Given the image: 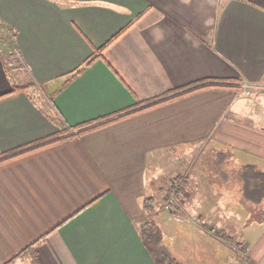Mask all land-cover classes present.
I'll use <instances>...</instances> for the list:
<instances>
[{
  "label": "crops",
  "instance_id": "0c3cea01",
  "mask_svg": "<svg viewBox=\"0 0 264 264\" xmlns=\"http://www.w3.org/2000/svg\"><path fill=\"white\" fill-rule=\"evenodd\" d=\"M243 80L264 85V0H0V264L33 243L41 264H157L148 215L182 264H264L241 178L264 171V89Z\"/></svg>",
  "mask_w": 264,
  "mask_h": 264
},
{
  "label": "trees",
  "instance_id": "16d2710c",
  "mask_svg": "<svg viewBox=\"0 0 264 264\" xmlns=\"http://www.w3.org/2000/svg\"><path fill=\"white\" fill-rule=\"evenodd\" d=\"M108 43L98 48L97 49L98 54L89 58L83 67L91 64L96 59V57L102 56L104 49L106 48V46H108ZM29 86L30 84L29 85H17L14 87L12 91L26 90ZM229 86H232V85H229ZM232 87L237 88V86H232ZM187 92H190V91H187ZM184 93L185 92L177 96H180ZM69 128H68V131H69ZM85 131L87 130L83 129V130L78 131L76 134H81ZM71 135H74V134L67 135L64 138H61L60 140L68 138ZM177 179L180 185L184 181L182 176L177 177ZM242 181H243V186H242L243 197L247 201H251L253 203H261L264 201V171L259 170L258 167L254 164H247L243 167ZM177 190L179 191L178 188L176 189V191ZM143 205L146 211H153L155 208L154 197L152 196L146 197ZM140 231H141L140 234H141V237L143 239L145 246L147 247L149 252L152 254L157 264H182L174 256V254L170 251L167 245L164 243L163 232L155 221L149 220V219L145 220L140 226ZM225 238L229 244H235L234 240L231 237L226 236ZM238 245L240 244L238 243ZM23 253L31 254L34 257L35 263L41 264V260L39 259L38 254L35 251L34 243L27 246L21 252V254Z\"/></svg>",
  "mask_w": 264,
  "mask_h": 264
},
{
  "label": "rangeland",
  "instance_id": "374dc122",
  "mask_svg": "<svg viewBox=\"0 0 264 264\" xmlns=\"http://www.w3.org/2000/svg\"><path fill=\"white\" fill-rule=\"evenodd\" d=\"M255 93H253L252 95H250V96H253ZM263 105V108H264V103L262 104ZM262 111H263V109H262ZM205 149V151L204 152H202L201 154H200V156H199V158H196L195 157V159H194V162H196V159H198L197 160V163H206L207 161H209L210 160V150H209V148H208V145L204 148ZM187 159V165H189V164H191V161L193 160V157H187L186 158ZM196 164V163H195ZM230 172V174L232 175V177H233V180H238V177H237V175L234 173V172H232L231 170L229 171ZM215 174V176H217V174L216 173H214ZM242 178V177H241ZM243 182V181H242ZM242 193H243V190H242ZM246 200V199H245ZM247 201V200H246ZM248 202H251V201H248ZM251 203H253V202H251ZM255 204H259V203H255ZM263 205H261V206H259V207H262ZM254 208L255 207H253V209H251V210H254ZM255 211H256V214H255V217H257V215L259 216V212H260V210L259 209H255ZM147 219H150L151 220V218L149 217V215L147 216ZM163 226V229L165 230V232H168V226H166L164 223L162 224ZM220 230H218V232H219ZM233 239V238H232ZM234 242H235V244H233V245H236V246H238V242L237 241H235V239H234Z\"/></svg>",
  "mask_w": 264,
  "mask_h": 264
},
{
  "label": "built area",
  "instance_id": "2783aa9c",
  "mask_svg": "<svg viewBox=\"0 0 264 264\" xmlns=\"http://www.w3.org/2000/svg\"><path fill=\"white\" fill-rule=\"evenodd\" d=\"M235 86H237L238 88L241 89V91L243 92L244 95L246 96H250L252 95L256 90L258 89H264V85L262 84H258V83H253V82H249L247 80H243L241 82H239L238 84H235ZM174 199L170 200V203L173 201ZM170 203L166 204L167 208L170 207ZM200 221V219H199Z\"/></svg>",
  "mask_w": 264,
  "mask_h": 264
}]
</instances>
